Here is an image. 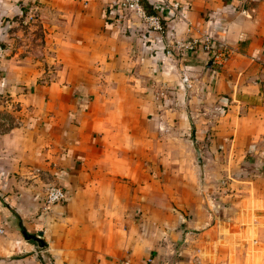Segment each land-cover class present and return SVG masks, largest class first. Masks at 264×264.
<instances>
[{
	"label": "crops",
	"instance_id": "1",
	"mask_svg": "<svg viewBox=\"0 0 264 264\" xmlns=\"http://www.w3.org/2000/svg\"><path fill=\"white\" fill-rule=\"evenodd\" d=\"M146 1L154 15L126 0H0V264H253L264 251V0ZM36 17L45 45L16 41ZM6 117L18 124L3 130ZM139 117L149 138L135 134ZM174 127L225 178L224 203L210 200L225 215L200 207L170 224V203L153 201L121 229V215L100 211L105 181L121 175L108 154L135 170L138 143L165 145ZM246 158L258 174L235 180ZM50 187L65 200L46 210ZM21 226L43 231L44 249Z\"/></svg>",
	"mask_w": 264,
	"mask_h": 264
},
{
	"label": "rangeland",
	"instance_id": "2",
	"mask_svg": "<svg viewBox=\"0 0 264 264\" xmlns=\"http://www.w3.org/2000/svg\"><path fill=\"white\" fill-rule=\"evenodd\" d=\"M35 19L38 21H33ZM35 19L32 18L28 21L27 25L17 28L16 34H21V36L18 38L16 37V41L21 42L22 39H25L29 46L33 47L35 41L39 40L42 46L45 45L46 33L43 32L42 29V19L38 17ZM57 33L58 32L52 34L54 35ZM161 102L162 99L159 101L154 99V107L156 110L161 109ZM122 103L124 104L123 107H127V111H129V106H133L126 98L123 99L121 104ZM137 110L139 112L141 108L137 107ZM123 111L124 110H122V112ZM159 113L160 112L157 111L156 114ZM122 116L123 114L119 118L116 114L115 118H119L122 121L129 118L127 115L125 117ZM2 119L6 120L3 122V130L8 128L7 126H9V130L13 126L15 127V124H18L14 118V121L8 117ZM143 120L144 117H139L137 122L138 126L136 131L134 130L135 134H137V137L143 136L149 138L148 134L145 132V127L142 126L144 125ZM119 130V135L122 137H127V131H130L129 128L126 129L124 126ZM162 133H164V136L170 138V141L165 145L158 144L157 142L152 144L150 142L146 148H142L143 145L138 143V155L135 153L137 158V165H135L137 168H134L135 170L132 169L130 171V167L133 165L126 159L123 161L122 157H120L121 154L115 151L108 154V163H111L113 166L111 172L116 171L119 173L120 171L121 173L119 174L121 175L110 177L112 179L111 181H105L104 187L106 188L105 198L107 206L105 209H100V211H103L108 218L121 215V229L129 225V222H124L125 219L129 220V218H131L133 220L135 218L136 222L139 223L145 208L153 201L170 203V224H178L179 218H183V216H185L186 219L192 218V211L200 207L205 216H208L210 213H215L222 217L225 215L223 208L220 209L219 212H216L215 206L210 202L211 199H214V201L217 199V201H220L222 204L224 203V200L221 199V194H225V192H219L217 187H223L221 184L225 185V178H219V182H216L214 176H209L208 164L210 160L205 156L203 157L199 149L193 146L194 144L180 141L183 140L185 135L184 132L174 127L171 131H163ZM127 147L125 149L123 147V149L126 150ZM225 163V160H223L221 164L219 163V168L223 167ZM232 164L239 169L238 175L234 176L235 180H247L246 178H254V176L258 174L257 169L255 171L256 166L253 161H249L247 158L245 160H236ZM215 168L217 169V166H215ZM111 172L108 173L112 174ZM130 172H132V174H130ZM105 177L109 178L108 176ZM223 188L225 189V187ZM235 209L238 214L240 209ZM247 210L254 211L257 210V208L252 207ZM251 218H253L252 214ZM27 233L33 236L37 234L34 233V231H29ZM31 242L38 246L35 241ZM249 242L251 246L250 252L252 253L253 247H256V245L253 240ZM261 251L262 253L259 257L256 256L253 264H264V251ZM247 259V263H250L252 255L248 256ZM232 260L235 262L234 255H232ZM48 263L54 264L53 261L49 260Z\"/></svg>",
	"mask_w": 264,
	"mask_h": 264
},
{
	"label": "built area",
	"instance_id": "3",
	"mask_svg": "<svg viewBox=\"0 0 264 264\" xmlns=\"http://www.w3.org/2000/svg\"><path fill=\"white\" fill-rule=\"evenodd\" d=\"M140 5H141L140 0H126L122 8L133 7L136 8L139 14L144 15V12L141 7L142 5L141 6ZM147 21L149 23V29L155 32L163 31L162 20L159 17L147 18ZM207 43H209V41H207ZM199 44H200L199 41L194 40L192 42L187 43V45H185L184 48L188 50H195ZM204 44L206 45L207 49H209L210 45L207 46L206 43ZM212 60L217 66H220L226 61L225 54L220 52L214 53L212 55ZM64 200H65V192L62 188L50 187L45 198V209L49 210L50 206L56 205ZM124 264H131V263L125 262Z\"/></svg>",
	"mask_w": 264,
	"mask_h": 264
},
{
	"label": "water",
	"instance_id": "4",
	"mask_svg": "<svg viewBox=\"0 0 264 264\" xmlns=\"http://www.w3.org/2000/svg\"><path fill=\"white\" fill-rule=\"evenodd\" d=\"M23 235L27 241H35L40 248L45 247V243L43 241L45 233L43 231H39L36 236L29 235L26 231H24Z\"/></svg>",
	"mask_w": 264,
	"mask_h": 264
},
{
	"label": "trees",
	"instance_id": "5",
	"mask_svg": "<svg viewBox=\"0 0 264 264\" xmlns=\"http://www.w3.org/2000/svg\"><path fill=\"white\" fill-rule=\"evenodd\" d=\"M141 5L143 6L144 10L147 12L148 15H154V12H152V7L147 3L146 0H140ZM163 27H165L164 22L162 21ZM21 229L25 231L24 227L21 226ZM49 260L51 261V257L49 256ZM52 263V262H51ZM50 264V263H47Z\"/></svg>",
	"mask_w": 264,
	"mask_h": 264
}]
</instances>
